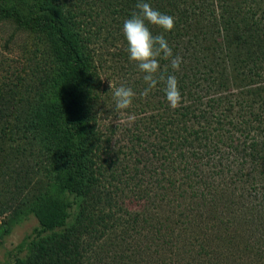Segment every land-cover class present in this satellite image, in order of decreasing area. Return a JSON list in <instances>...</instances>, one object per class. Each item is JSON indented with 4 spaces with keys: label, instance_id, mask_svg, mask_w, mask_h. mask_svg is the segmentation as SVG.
Instances as JSON below:
<instances>
[{
    "label": "trees",
    "instance_id": "obj_1",
    "mask_svg": "<svg viewBox=\"0 0 264 264\" xmlns=\"http://www.w3.org/2000/svg\"><path fill=\"white\" fill-rule=\"evenodd\" d=\"M122 1L0 0V214L39 223L16 264H264V0H145L206 21L204 65L160 59L176 109L140 95Z\"/></svg>",
    "mask_w": 264,
    "mask_h": 264
},
{
    "label": "clouds",
    "instance_id": "obj_2",
    "mask_svg": "<svg viewBox=\"0 0 264 264\" xmlns=\"http://www.w3.org/2000/svg\"><path fill=\"white\" fill-rule=\"evenodd\" d=\"M136 9L138 11L133 12L131 18L123 22L122 33L127 42L129 59L137 65L140 72L144 73L143 80L147 87L140 95L147 97L159 83H163L166 100L172 109H176L182 102L178 80L175 75L167 74V69H161L160 59L169 60L170 67L175 72L179 71L183 62L182 58L173 55L172 48L162 34L153 35L148 27L153 25L165 32L171 31L175 27V18L154 9L143 0L136 4ZM135 96L136 93L131 87L124 84L114 87L113 99L116 108L121 110V114L125 117L123 122L129 125L135 121L136 117L123 110L132 107Z\"/></svg>",
    "mask_w": 264,
    "mask_h": 264
},
{
    "label": "rangeland",
    "instance_id": "obj_3",
    "mask_svg": "<svg viewBox=\"0 0 264 264\" xmlns=\"http://www.w3.org/2000/svg\"><path fill=\"white\" fill-rule=\"evenodd\" d=\"M139 2H141V0H123L122 4L125 5L132 14L138 11V9H136V4ZM143 2L149 3L154 9L175 18V27L171 31L165 32L159 27L148 25L153 35L162 34L168 42L171 41L174 43L172 47H175L176 53L179 56L183 55L186 60L194 59L203 63L202 58H205L206 54L204 55L205 52L203 51L199 53V49L196 46L197 44H203L200 39L205 29V18L198 15V13L189 14L188 10L184 8L181 9V7L178 8L167 2L162 4L160 8L145 0H143ZM194 6L196 7L197 5ZM189 7H192V5H188V8ZM131 14L127 15L124 21L131 18ZM195 19L200 20V22L195 24ZM195 26L197 29H195ZM217 57L218 55L215 51H209L207 53V60L209 58L207 62ZM201 65H204V63ZM14 214L15 213H12L11 210H6L4 213L0 214V264H16L17 260L25 257L30 242L36 237V233L39 230L38 220L32 212Z\"/></svg>",
    "mask_w": 264,
    "mask_h": 264
}]
</instances>
